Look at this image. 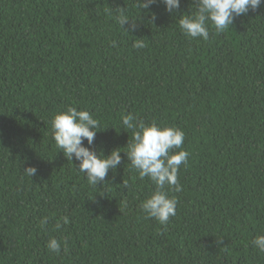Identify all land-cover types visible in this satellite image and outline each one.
<instances>
[{"label": "trees", "instance_id": "1", "mask_svg": "<svg viewBox=\"0 0 264 264\" xmlns=\"http://www.w3.org/2000/svg\"><path fill=\"white\" fill-rule=\"evenodd\" d=\"M191 5L0 0V264H264L251 243L264 234V4L224 32L210 26L208 41L179 27ZM121 12L136 32L116 23ZM68 106L100 120L105 155L127 150L122 114L184 131L190 155L166 225L142 210L155 185L124 152L98 187L60 152L51 120ZM51 238L68 252H50Z\"/></svg>", "mask_w": 264, "mask_h": 264}, {"label": "clouds", "instance_id": "2", "mask_svg": "<svg viewBox=\"0 0 264 264\" xmlns=\"http://www.w3.org/2000/svg\"><path fill=\"white\" fill-rule=\"evenodd\" d=\"M158 3H163L169 14H173L181 6V0H138V7L141 10H148ZM262 4L264 0H192L191 7H194L195 11L190 9L187 14H183L179 19V27L190 39L202 38L208 41L210 26L217 33L224 32L233 24L236 17L247 14L249 10L255 11ZM116 23L130 34L138 29V20L130 19L124 12L116 16ZM115 43L113 41L114 45ZM132 46L142 49L146 44L143 39H137ZM121 122L125 129L131 130V140L126 145V151H121V148L117 147L108 155H105L103 150L98 152L96 149L94 141L101 122L87 110H77L74 106H68L66 110L57 112L51 120V131L57 148L68 161H73V158L79 161L77 167L79 173L83 174L88 184L93 187L104 185L109 170L115 172L121 165V152H124L139 178L147 177L155 185L154 192L142 202V210L149 218L166 225L170 218L176 215L178 204L177 198L170 196L169 192H181L183 189L178 172L182 164L185 166L188 164L190 155L182 147L185 133L180 128L161 126L155 121L145 124L131 113L122 114ZM85 140L88 146H85ZM175 149L179 151H173ZM25 173L33 177L37 173V168L28 167ZM123 187H128L127 182L123 181ZM48 220V217H44L40 221L41 227L46 226ZM70 222L68 216H62L55 224V228L59 230ZM251 243L254 249L264 253V234L257 235ZM47 248L50 252L60 255L62 248L63 252H68V243L66 239L62 244L56 238H51Z\"/></svg>", "mask_w": 264, "mask_h": 264}]
</instances>
